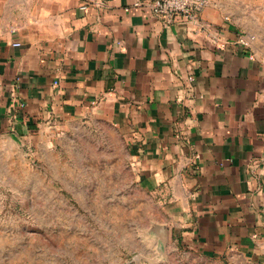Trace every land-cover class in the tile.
Returning a JSON list of instances; mask_svg holds the SVG:
<instances>
[{
	"label": "crops",
	"instance_id": "crops-1",
	"mask_svg": "<svg viewBox=\"0 0 264 264\" xmlns=\"http://www.w3.org/2000/svg\"><path fill=\"white\" fill-rule=\"evenodd\" d=\"M150 1L0 0V135L105 121L170 238L264 264V28L244 33L264 0H209L197 23Z\"/></svg>",
	"mask_w": 264,
	"mask_h": 264
},
{
	"label": "rangeland",
	"instance_id": "rangeland-1",
	"mask_svg": "<svg viewBox=\"0 0 264 264\" xmlns=\"http://www.w3.org/2000/svg\"><path fill=\"white\" fill-rule=\"evenodd\" d=\"M250 13L264 18V9ZM244 26L256 43L264 24ZM95 119L45 136L0 135V264H233L170 238L123 138Z\"/></svg>",
	"mask_w": 264,
	"mask_h": 264
},
{
	"label": "built area",
	"instance_id": "built-area-1",
	"mask_svg": "<svg viewBox=\"0 0 264 264\" xmlns=\"http://www.w3.org/2000/svg\"><path fill=\"white\" fill-rule=\"evenodd\" d=\"M208 5L209 0H151L147 4L143 2L136 3L135 7L146 9L154 17L166 21L179 18L185 23H197ZM86 8V6H83V9Z\"/></svg>",
	"mask_w": 264,
	"mask_h": 264
}]
</instances>
